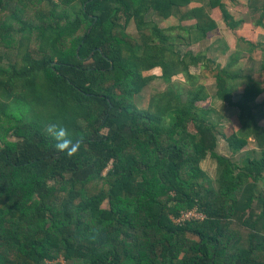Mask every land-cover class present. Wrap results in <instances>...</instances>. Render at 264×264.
<instances>
[{
	"label": "trees",
	"instance_id": "trees-1",
	"mask_svg": "<svg viewBox=\"0 0 264 264\" xmlns=\"http://www.w3.org/2000/svg\"><path fill=\"white\" fill-rule=\"evenodd\" d=\"M193 3L0 0V87L11 95L0 108V264H264V81L254 79L264 61L233 72L235 56L214 75L223 113L237 110L242 124L233 154L251 139L259 149L241 168L217 156L215 186L201 164L221 124L201 107L207 79L190 74L201 56L180 59L167 30L146 20L180 13L206 38L217 21ZM209 4L240 27L222 0ZM157 67L167 92L139 109L155 79L144 73ZM179 70L192 87L186 102L169 86ZM52 125L73 145L58 150ZM188 212L203 218L178 223ZM233 224L250 232L247 248Z\"/></svg>",
	"mask_w": 264,
	"mask_h": 264
},
{
	"label": "rangeland",
	"instance_id": "rangeland-1",
	"mask_svg": "<svg viewBox=\"0 0 264 264\" xmlns=\"http://www.w3.org/2000/svg\"><path fill=\"white\" fill-rule=\"evenodd\" d=\"M222 2L227 6L228 11L232 14L235 20H243L247 25L245 30L243 26L231 28L228 23L224 20L222 12L217 10H212L210 8L209 0H194V3L190 6L197 7L203 5L207 13H209L217 21V29L211 33L208 37L204 38L199 32H192L190 27L192 25L191 21H188L180 13L175 16L171 21H165L155 15H147L146 20L148 22H155L161 29H165L166 35L170 38V44H173L175 51L179 52L180 59L186 60L188 63L192 60L191 57L187 55L191 53V56L198 57L201 56V61L198 68H191L190 74L194 76L206 78L202 82L204 85V90L206 97L208 96L207 102L201 104L203 110H212L210 116V121L221 124L218 128L220 133L218 136V149L214 154H209L206 160L201 164L202 170L215 182L217 177V156L226 159H231L240 168L244 167L245 161L247 159H253L256 157L255 154H259L258 145L255 140L251 139L250 144L242 152L238 154H233L231 149V143L233 137H241L242 124L238 119L239 112L237 110H229L225 114L223 113L222 102L219 101L217 97V89L215 84L214 75L219 68H226L235 56H239V64L233 69V72L239 70H247V68L258 71L260 64L264 61V27L263 29L257 27V23L262 21L263 10L262 6L264 0H222ZM259 7V13L253 11L252 7ZM80 4L73 7V11H79ZM233 22L234 19H233ZM264 22V21H263ZM232 23V22H231ZM178 27L180 29L173 30L171 28ZM255 27V28H254ZM170 30V31H169ZM191 31V32H190ZM128 33L135 37H140L135 25L132 23L129 26ZM149 34V30L145 31ZM195 37V38H194ZM252 46V47H249ZM254 47V50L250 52V49ZM171 56V55H170ZM16 61L20 62V57H15ZM253 59L255 64L249 63ZM204 66L206 69L203 71L200 67ZM145 77L154 76V80L150 82L147 89L136 97V104L140 107L139 109H148L152 104L154 98H159L161 95L165 94L168 89L167 82L164 80V72L162 68H155L154 72H145ZM254 79L256 81H264V78L259 74H255ZM172 83L169 86L175 87V90L181 91L183 94V102L187 101V91L192 89L191 85L187 81V73L179 70V74L176 76H171ZM244 84V85H243ZM246 82H240V85L246 86ZM199 83L195 85L194 90ZM241 90L239 93L235 94V101L238 102L241 99ZM6 88L0 87V108L4 107L11 97L7 94ZM161 99V98H160ZM264 101V96L259 99V102ZM224 116L227 120H224ZM260 127H264V120L261 121ZM259 156V155H258ZM239 173V172H238ZM105 207V205L103 206ZM257 216L261 214L257 211ZM232 229L240 232L243 235V241L239 244V248L248 247V236L250 232L246 229L239 227L237 224H233Z\"/></svg>",
	"mask_w": 264,
	"mask_h": 264
},
{
	"label": "clouds",
	"instance_id": "clouds-1",
	"mask_svg": "<svg viewBox=\"0 0 264 264\" xmlns=\"http://www.w3.org/2000/svg\"><path fill=\"white\" fill-rule=\"evenodd\" d=\"M48 131L57 140L56 147L58 150L63 151L65 145H73V141L66 128L59 125H52L49 127Z\"/></svg>",
	"mask_w": 264,
	"mask_h": 264
},
{
	"label": "built area",
	"instance_id": "built-area-1",
	"mask_svg": "<svg viewBox=\"0 0 264 264\" xmlns=\"http://www.w3.org/2000/svg\"><path fill=\"white\" fill-rule=\"evenodd\" d=\"M203 216L196 212H188V213H183L182 218L178 221V223L185 222V221H190L193 219H201Z\"/></svg>",
	"mask_w": 264,
	"mask_h": 264
},
{
	"label": "crops",
	"instance_id": "crops-1",
	"mask_svg": "<svg viewBox=\"0 0 264 264\" xmlns=\"http://www.w3.org/2000/svg\"><path fill=\"white\" fill-rule=\"evenodd\" d=\"M248 6L249 7H252V5L249 3L248 4ZM252 9H254L253 7H252ZM237 21H241L242 22V24L240 25V26H243V30H245V27H246V23L241 19V20H237ZM257 27H259V28H261V29H263V27H260L258 24H257ZM255 28V27H254ZM193 32H196V31H193ZM195 38V37H194Z\"/></svg>",
	"mask_w": 264,
	"mask_h": 264
}]
</instances>
